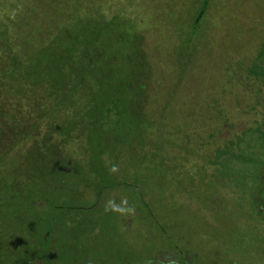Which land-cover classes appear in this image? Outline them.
Returning <instances> with one entry per match:
<instances>
[{
	"label": "rangeland",
	"instance_id": "obj_1",
	"mask_svg": "<svg viewBox=\"0 0 264 264\" xmlns=\"http://www.w3.org/2000/svg\"><path fill=\"white\" fill-rule=\"evenodd\" d=\"M257 127L264 0H0V264H264Z\"/></svg>",
	"mask_w": 264,
	"mask_h": 264
},
{
	"label": "clouds",
	"instance_id": "obj_2",
	"mask_svg": "<svg viewBox=\"0 0 264 264\" xmlns=\"http://www.w3.org/2000/svg\"><path fill=\"white\" fill-rule=\"evenodd\" d=\"M117 171H118V167L116 165H113L109 169L110 173H115ZM121 205H124V206L123 207L122 206H117V205H115V202L113 200H110L105 205V211H120L122 213H124V212H128V213L134 212V208L126 206L127 205V201L126 200H122L121 201Z\"/></svg>",
	"mask_w": 264,
	"mask_h": 264
},
{
	"label": "trees",
	"instance_id": "obj_3",
	"mask_svg": "<svg viewBox=\"0 0 264 264\" xmlns=\"http://www.w3.org/2000/svg\"><path fill=\"white\" fill-rule=\"evenodd\" d=\"M256 130L258 131L259 135L261 136V138L264 141V129H260L259 127L256 128ZM253 158V157H252ZM254 159V158H253ZM259 162L264 163L262 160H260Z\"/></svg>",
	"mask_w": 264,
	"mask_h": 264
}]
</instances>
